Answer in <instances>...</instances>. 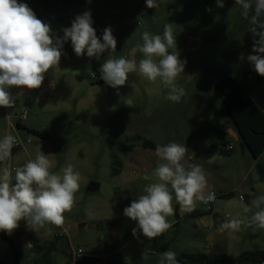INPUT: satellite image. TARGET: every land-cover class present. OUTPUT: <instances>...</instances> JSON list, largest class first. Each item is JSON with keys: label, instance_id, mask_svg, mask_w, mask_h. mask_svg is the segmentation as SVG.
Returning <instances> with one entry per match:
<instances>
[{"label": "rangeland", "instance_id": "obj_1", "mask_svg": "<svg viewBox=\"0 0 264 264\" xmlns=\"http://www.w3.org/2000/svg\"><path fill=\"white\" fill-rule=\"evenodd\" d=\"M19 2L28 4L39 19L51 25L54 35L61 37L62 29L70 27L77 15L90 11L97 36L102 41L103 30L111 27L117 47L113 52L105 51L99 59H90L86 55L77 57L71 42H65L59 66L45 74L41 88L11 89L16 103L10 124L4 107H0V138L8 134L21 141L29 139L8 160L0 162V170L10 169V165L20 167L42 151L53 161L51 171L59 172L71 163L81 174L75 205L64 214L62 226L46 224L35 231L21 220L11 235L0 232V264L15 263L2 235L13 240L22 264H32L35 258L30 242L33 235L42 243L62 236L58 247L72 257L58 253V264L75 263L81 257L74 255L78 250L83 251L82 256L97 258L99 263L95 264H158L166 250L176 256H239L245 251L264 250V229L245 222L239 231L225 230L214 218L215 214L244 219L251 215L243 212L245 205L251 207L250 195H264V183L252 190L251 179L243 181L253 157L249 152L244 154L239 144L233 152L223 154L201 138L202 126L209 123L229 124L235 130L214 88L224 75L234 77L245 93L257 91L264 96V77L253 71L246 59L253 43L248 21L240 15L234 0H224L223 8L217 7L215 0H160L158 8H148L146 0ZM166 23H172L176 35V48L170 51L186 61L184 73L177 78L185 89L181 101L168 100V89L159 80L150 82L137 72L130 73L119 89L107 86L99 71L104 60L124 56L139 61L141 34H162ZM241 54L245 59H240ZM128 99L132 107L125 104ZM22 111L28 113L26 128L46 134V139L17 128L18 118L13 114ZM144 140L154 147L143 148ZM173 141L187 147L185 158L190 163L202 166L206 191L214 192L216 198L208 205L198 201L195 215L182 211L173 200L175 212L167 218L171 227L163 235L149 240L138 231L134 236L136 222L126 217L123 209L144 194L146 185L155 182L153 170L162 162L155 154L156 146ZM129 145L136 154L133 160ZM114 156L121 164L116 176H112ZM141 160L146 167L138 163ZM124 164L132 174L130 182L121 175ZM252 177H258L255 170ZM211 178L221 191H210ZM91 182L99 184L98 191H88ZM231 193L233 196L224 197Z\"/></svg>", "mask_w": 264, "mask_h": 264}, {"label": "clouds", "instance_id": "obj_2", "mask_svg": "<svg viewBox=\"0 0 264 264\" xmlns=\"http://www.w3.org/2000/svg\"><path fill=\"white\" fill-rule=\"evenodd\" d=\"M91 2V0H89ZM216 6L224 7V0H215ZM240 15L248 21L252 34L251 53L247 62L259 76L264 77V0H234ZM148 8H158L160 0H146ZM211 11V9H208ZM63 36H56L51 25L37 17L28 4L19 0H0V107L13 108L16 97L11 89L34 90L41 88L45 74L59 66L63 44L70 41L77 57L99 59L101 54L117 47L111 27L103 30L102 41L93 27L90 11L77 15L70 27L62 29ZM142 43L137 45L142 58L124 56L108 58L101 64V79L107 86L119 89L124 86L130 73L137 72L150 82L157 80L168 89L167 99L179 103L185 89L177 83L184 73L186 61L175 51L176 35L172 23H166L162 34L144 31ZM241 60L245 59L241 54ZM132 107L128 99L125 103ZM18 139L12 135L0 138V162L8 160ZM184 144L169 142L157 145L155 154L160 163L153 170L156 178L144 188V194L131 201L123 214L136 222L134 236L139 231L149 240L160 237L170 227L168 217L174 215L173 200L184 212L195 210L197 202L210 203L214 192H207V178L202 166L190 163ZM53 161L42 151L34 159L13 170H0V232L11 235L24 220L30 229L38 230L46 224L57 227L65 223V213L70 212L80 190L81 174L71 163L53 172ZM147 179V177H145ZM245 205L244 219H226L220 227L239 231L247 222L249 226L264 229V195L255 196ZM253 208L257 209L253 211ZM158 264H179L176 253L164 251Z\"/></svg>", "mask_w": 264, "mask_h": 264}, {"label": "trees", "instance_id": "obj_3", "mask_svg": "<svg viewBox=\"0 0 264 264\" xmlns=\"http://www.w3.org/2000/svg\"><path fill=\"white\" fill-rule=\"evenodd\" d=\"M215 90L220 94L223 99L225 109L230 117L232 125L238 133L241 142L244 143L248 152L253 159L257 160L256 169L261 181H264V162L259 161L264 152V111L261 110L256 103L244 92L238 82L230 75H224L218 83L214 86ZM18 129H27L30 134L46 139V134L26 128L25 124H21L17 121ZM143 148H153L154 145L144 140L142 142ZM17 150H14L16 152ZM222 152V151H221ZM224 154V152H222ZM112 176H116L120 172L121 164L114 156L112 161ZM225 196H233V194H227ZM254 198V195H250L249 201ZM210 212L212 210L210 209ZM197 211H192L191 214H197ZM214 218L217 222H220V218L214 214ZM179 220V218H178ZM178 223L176 224V226ZM2 238L8 241L9 246L15 256L14 264H22L20 259V253L15 248L13 240L7 236L2 235ZM62 238L61 235L57 236L53 241L49 243H42L36 235H33L30 239L31 252L35 255L32 264H58L57 254L62 253L69 258L72 257V253H66L64 250H60L58 247V241ZM179 264H264V250H252L245 251L239 256L230 254H181L176 256ZM99 263V260L95 257H79L73 264H95ZM67 264H72L68 262Z\"/></svg>", "mask_w": 264, "mask_h": 264}, {"label": "crops", "instance_id": "obj_4", "mask_svg": "<svg viewBox=\"0 0 264 264\" xmlns=\"http://www.w3.org/2000/svg\"><path fill=\"white\" fill-rule=\"evenodd\" d=\"M195 49L199 50L200 47H197ZM247 95L256 103V105L261 110L264 111V96L262 94H260L256 91V92H252L251 94H247ZM13 116L15 117V113L13 114ZM16 124H17V121H16ZM201 138L206 144L214 147L215 149H217V148L220 149L221 145L231 144L233 146V150L231 152H233L235 150L236 145H238V144L240 145V143H241V140H240L238 133L232 129L231 125H229V124L225 125V124H222L220 122L214 124L213 126L210 123L202 126ZM128 151H129L130 156L132 157V160H133V158L136 156V154L130 145L128 147ZM231 152H229V153H231ZM246 152H248V150L245 147L244 154ZM189 159H192V157L189 156ZM259 161L264 162V152H263L262 156L260 157ZM138 163H140L141 166L146 167V164L143 160H141ZM256 164H257V160L253 159L250 171L243 178V181H247L248 179H251V181L254 183V189H252V190H258V186H260L258 184L264 183L263 181L260 180L258 173H257L258 177L256 179L252 177V172L254 170L257 172ZM125 167L126 166L124 164V169L121 171L122 172L121 175L127 182H130L131 179H133L132 174L130 172H128V168H125ZM210 181H212L211 182L212 187L210 188V191H214V190L221 191L220 190L221 188H218V187L213 185V178H211ZM210 209L213 210L212 207ZM217 216L220 218L221 222L226 220V218L222 217V215H217Z\"/></svg>", "mask_w": 264, "mask_h": 264}, {"label": "built area", "instance_id": "obj_5", "mask_svg": "<svg viewBox=\"0 0 264 264\" xmlns=\"http://www.w3.org/2000/svg\"><path fill=\"white\" fill-rule=\"evenodd\" d=\"M29 1H34V0H29ZM15 108V105H14V107L13 108H5L4 107V110H5V113H6V116H7V119H8V122H9V124H10V119H11V117H12V111H13V109ZM27 115H28V113L26 112V111H22V113L21 114H19V113H15V117L16 118H18V120L17 121H19L21 124H24L26 121H27ZM18 139V138H17ZM25 142H29V139L27 140V141H21V140H19L18 139V143H17V145L16 146H14L13 147V149H12V154H13V151L14 150H18V149H20L22 146H23V144L25 143ZM220 150L222 151V152H224V153H229V152H231L232 150H233V146L231 145V144H225V145H221L220 146ZM23 166V165H22ZM16 167H13L12 165H10V169L11 170H13V173H14V169H15ZM240 199L242 200V201H244L245 199H244V197H240ZM212 202H210V203H207L206 205H208V204H211ZM220 225H221V221L220 222H218ZM221 228V227H220ZM222 229V228H221ZM82 254H83V251L82 250H78L77 252H75L74 253V255L75 256H82Z\"/></svg>", "mask_w": 264, "mask_h": 264}, {"label": "water", "instance_id": "obj_6", "mask_svg": "<svg viewBox=\"0 0 264 264\" xmlns=\"http://www.w3.org/2000/svg\"><path fill=\"white\" fill-rule=\"evenodd\" d=\"M240 148L242 151L245 149V145L243 142L240 143ZM99 190V184L96 182H91L90 185L88 186V191L89 192H96Z\"/></svg>", "mask_w": 264, "mask_h": 264}]
</instances>
